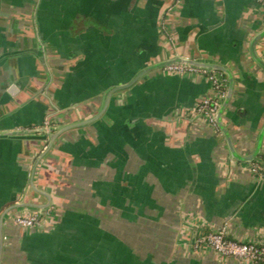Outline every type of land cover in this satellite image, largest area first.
Wrapping results in <instances>:
<instances>
[{"label":"crops","instance_id":"obj_1","mask_svg":"<svg viewBox=\"0 0 264 264\" xmlns=\"http://www.w3.org/2000/svg\"><path fill=\"white\" fill-rule=\"evenodd\" d=\"M174 1L0 0V133L15 132L0 136V216L50 203L53 219L47 230L3 221L0 264H252L198 237L226 225L264 244V177L197 110L210 72L159 65L228 68L223 125L250 154L264 127V68L250 53L264 1ZM254 48L264 61V36ZM42 135L53 140L37 162Z\"/></svg>","mask_w":264,"mask_h":264},{"label":"built area","instance_id":"obj_2","mask_svg":"<svg viewBox=\"0 0 264 264\" xmlns=\"http://www.w3.org/2000/svg\"><path fill=\"white\" fill-rule=\"evenodd\" d=\"M175 0L174 2H179ZM262 4L264 0H255ZM168 70L182 73L186 70H196L185 68L179 65L167 67ZM202 71V70H200ZM205 70H203L204 72ZM208 79L212 84L213 93L204 97L197 106V110L206 116L209 124L216 126L215 113L225 94L226 84L224 78H219L215 74L209 73ZM256 169V167H255ZM32 216H17L16 222L23 226L32 224ZM198 242L209 246L221 256H232L241 261L252 264H264V244L253 241H238L227 236V226L221 225L217 229L202 231L198 237Z\"/></svg>","mask_w":264,"mask_h":264},{"label":"water","instance_id":"obj_3","mask_svg":"<svg viewBox=\"0 0 264 264\" xmlns=\"http://www.w3.org/2000/svg\"><path fill=\"white\" fill-rule=\"evenodd\" d=\"M262 36H264V30L254 37L253 42L250 45V53H251L252 58L255 60V62L257 64H259L262 68H264V61L257 55V53L255 52V48H254V42L256 40H258L259 38H261ZM175 65H179V66H182L185 68L205 70V71H209L210 73H213L215 70H220V71L224 72V75L226 76V79H227V83H226L225 94H224V96H223V98H222V100L218 106V109L215 113L214 119H215L216 127L225 136V140L227 143L228 151L230 153V157L234 161L240 162V163H256L257 161H259L258 153H259V150L261 147V142H262V139L264 136V127L260 131L258 142H257L256 148L254 149V151L251 152L250 154L242 155L235 150L233 143H232V140H231V137L229 136L227 130L225 129V127L223 125L222 114H223V111L225 110V108L229 102V99L231 98L233 86H234V77H233V74L231 73V71L224 66L217 65V64H209L206 62H199V61H196L193 58H190L187 56H175L172 59L164 61L163 63H161L159 65V68L166 69L167 67L175 66ZM141 75H142V73H139L130 82L122 84V85H117V86H114L113 88H111L110 91L108 92L107 99L109 98V95H111L113 92L128 88ZM34 130L40 131L39 128L34 129ZM41 131L44 132L45 129L41 128ZM14 133L15 132H1L0 136H4V135H8V134H14ZM44 134H47V132H45ZM49 138H50V142L48 143L46 141V140H48L47 135H42V139L46 143H45L44 147H42V148L40 147L41 156L37 159V162H39V160L44 156V152H46L49 149L51 142L53 140L51 138V136H49ZM255 167L257 170L258 168L256 165H255ZM14 208H15V206H12V207L8 208L6 211L9 212L10 209H14ZM4 213L1 214V216H0V258H1V251H2V246H3V234H2L1 228H2V223H3L2 219H3Z\"/></svg>","mask_w":264,"mask_h":264},{"label":"flooded vegetation","instance_id":"obj_4","mask_svg":"<svg viewBox=\"0 0 264 264\" xmlns=\"http://www.w3.org/2000/svg\"><path fill=\"white\" fill-rule=\"evenodd\" d=\"M167 69V68H166ZM175 72V71H173ZM214 74V72L212 73ZM200 113V112H199ZM203 115V114H201ZM51 124L52 121L51 120H45L44 124L41 125V128H44L45 131H41L42 133H49L51 132ZM216 127V126H215ZM217 128V127H216ZM50 204V203H49ZM49 204L46 205L43 209H37V210H31V211H27V212H20V211H16V208L14 209H10L9 212H7L6 210L8 208H6L5 210H3L2 214L3 215V221H7L8 224L12 223L13 226L19 227V228H24V229H41V230H47L48 228H50L53 219L50 217V209ZM6 216V217H5ZM17 216H32L33 220H32V224L30 226H23L18 224L15 220ZM4 236H3V243H4ZM3 247V246H2ZM1 259V258H0Z\"/></svg>","mask_w":264,"mask_h":264},{"label":"trees","instance_id":"obj_5","mask_svg":"<svg viewBox=\"0 0 264 264\" xmlns=\"http://www.w3.org/2000/svg\"><path fill=\"white\" fill-rule=\"evenodd\" d=\"M261 175L264 177V158L260 157L259 161L255 163Z\"/></svg>","mask_w":264,"mask_h":264},{"label":"rangeland","instance_id":"obj_6","mask_svg":"<svg viewBox=\"0 0 264 264\" xmlns=\"http://www.w3.org/2000/svg\"><path fill=\"white\" fill-rule=\"evenodd\" d=\"M12 225V223H10Z\"/></svg>","mask_w":264,"mask_h":264}]
</instances>
